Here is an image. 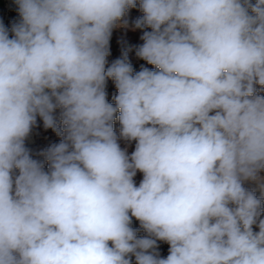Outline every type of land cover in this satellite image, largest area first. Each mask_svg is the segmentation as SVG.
<instances>
[{"label": "clouds", "instance_id": "obj_1", "mask_svg": "<svg viewBox=\"0 0 264 264\" xmlns=\"http://www.w3.org/2000/svg\"><path fill=\"white\" fill-rule=\"evenodd\" d=\"M14 3L19 20L0 21V264H264V0ZM137 5L143 43L109 64ZM133 48L154 70L134 71ZM37 117L62 137L42 159L26 146Z\"/></svg>", "mask_w": 264, "mask_h": 264}, {"label": "rangeland", "instance_id": "obj_2", "mask_svg": "<svg viewBox=\"0 0 264 264\" xmlns=\"http://www.w3.org/2000/svg\"><path fill=\"white\" fill-rule=\"evenodd\" d=\"M253 3H255V0H252ZM142 13L139 11V7L137 5L136 8L130 9L127 13L125 19L128 20L129 27L124 28L122 26H118L113 29L112 36L110 39V55L107 57V61L110 64L113 60L119 58L121 56V50L122 47H124V42H127L128 46H138L143 43V41L140 39L142 33L144 30L142 29H132L133 21L141 16ZM19 20V13L17 11V6L14 5H7L6 0H0V21L3 22V24L11 28V25L13 22ZM122 23V22H121ZM150 30V29H148ZM129 60L131 64L133 65L134 71H139L141 69V66L148 67L149 69L154 70L153 65L147 64L146 61H143L142 59L138 58L135 55V49L133 48L132 51L129 52ZM259 85H257V88L259 89ZM106 92H107V99L110 103L114 104L113 97L117 94V89L115 88L114 82L112 80L107 81L106 85ZM264 95V93H261ZM57 115L59 114V110H57ZM114 129L117 131V134L119 133V121L117 120L114 123ZM62 137L57 136L56 133L52 129H45L43 127L42 120L37 117V126L32 129V132L28 139L26 140V146L31 149L34 158L42 159V157L36 156V153L41 152L42 150L49 147L51 144L59 143ZM121 147H125V142L120 141ZM134 144L133 142L130 146H128V152L129 154L134 150ZM47 167V165H45ZM261 175H264V173H261ZM143 178V174L140 172H137L135 176V182L137 186L139 185L140 181ZM248 187H255L254 184H248L246 185ZM257 196L261 195V192L257 190ZM133 228H139V221L135 220L133 218L132 222ZM254 230L258 231V228H255ZM138 236H144L145 233L141 230L137 233ZM159 245V252L162 257H166L168 255V249L169 245L166 242L158 241ZM134 261V258H133Z\"/></svg>", "mask_w": 264, "mask_h": 264}, {"label": "bare ground", "instance_id": "obj_3", "mask_svg": "<svg viewBox=\"0 0 264 264\" xmlns=\"http://www.w3.org/2000/svg\"><path fill=\"white\" fill-rule=\"evenodd\" d=\"M7 5L11 4L13 0H7Z\"/></svg>", "mask_w": 264, "mask_h": 264}, {"label": "built area", "instance_id": "obj_4", "mask_svg": "<svg viewBox=\"0 0 264 264\" xmlns=\"http://www.w3.org/2000/svg\"><path fill=\"white\" fill-rule=\"evenodd\" d=\"M6 2H8V1L6 0ZM12 4H15V3H14V0L12 1V3H11L10 5H12Z\"/></svg>", "mask_w": 264, "mask_h": 264}, {"label": "crops", "instance_id": "obj_5", "mask_svg": "<svg viewBox=\"0 0 264 264\" xmlns=\"http://www.w3.org/2000/svg\"><path fill=\"white\" fill-rule=\"evenodd\" d=\"M12 5H14V4H12Z\"/></svg>", "mask_w": 264, "mask_h": 264}]
</instances>
